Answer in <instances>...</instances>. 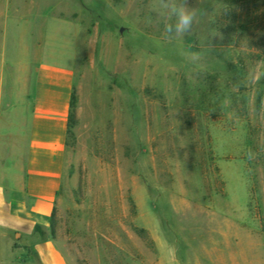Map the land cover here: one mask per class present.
<instances>
[{"label": "rangeland", "instance_id": "rangeland-1", "mask_svg": "<svg viewBox=\"0 0 264 264\" xmlns=\"http://www.w3.org/2000/svg\"><path fill=\"white\" fill-rule=\"evenodd\" d=\"M186 3L181 39L161 0H0L1 109L32 94L36 48L73 68L47 231L67 264H264V49L247 48L264 18L228 67L208 48L214 0Z\"/></svg>", "mask_w": 264, "mask_h": 264}, {"label": "crops", "instance_id": "crops-1", "mask_svg": "<svg viewBox=\"0 0 264 264\" xmlns=\"http://www.w3.org/2000/svg\"><path fill=\"white\" fill-rule=\"evenodd\" d=\"M9 41L0 36V48ZM32 55L33 89L22 111L0 102V264H67L47 231L66 165L74 72L47 61L41 48Z\"/></svg>", "mask_w": 264, "mask_h": 264}, {"label": "trees", "instance_id": "trees-1", "mask_svg": "<svg viewBox=\"0 0 264 264\" xmlns=\"http://www.w3.org/2000/svg\"><path fill=\"white\" fill-rule=\"evenodd\" d=\"M211 11L213 12L211 30L216 35V42L208 48H216L211 53L216 63H223L229 67L232 61L239 59L236 58L233 49L244 48L239 45V39L241 35H244L250 29L248 28L249 21L259 13L264 18V0H214ZM242 16L245 17L243 23H241ZM262 36V39L254 40L251 42L253 44H250L247 48H254L255 51L259 52L264 49V35L262 34ZM73 101L74 96L72 93L68 115L70 121L74 119Z\"/></svg>", "mask_w": 264, "mask_h": 264}, {"label": "clouds", "instance_id": "clouds-1", "mask_svg": "<svg viewBox=\"0 0 264 264\" xmlns=\"http://www.w3.org/2000/svg\"><path fill=\"white\" fill-rule=\"evenodd\" d=\"M166 10L167 19L164 30L167 34L180 37L181 39L191 34L196 21V13L187 7L186 0H161Z\"/></svg>", "mask_w": 264, "mask_h": 264}]
</instances>
